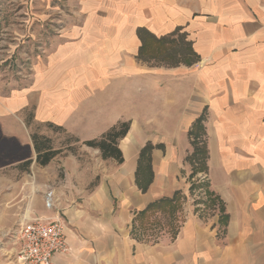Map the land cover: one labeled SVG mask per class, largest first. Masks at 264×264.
<instances>
[{"label": "crops", "instance_id": "crops-1", "mask_svg": "<svg viewBox=\"0 0 264 264\" xmlns=\"http://www.w3.org/2000/svg\"><path fill=\"white\" fill-rule=\"evenodd\" d=\"M66 14L32 83L0 90V132L31 145L36 128H61L82 144L130 128L117 142L122 163L98 150L93 164L78 152L53 159L60 177L44 192L54 208L39 203L33 217L65 223L70 253L55 264H264V0H77ZM138 30L181 37L191 64L144 60ZM203 114L201 175L224 222L219 207L187 201L189 134ZM178 192L176 234L141 240L138 214ZM15 245L0 264H15Z\"/></svg>", "mask_w": 264, "mask_h": 264}, {"label": "rangeland", "instance_id": "rangeland-1", "mask_svg": "<svg viewBox=\"0 0 264 264\" xmlns=\"http://www.w3.org/2000/svg\"><path fill=\"white\" fill-rule=\"evenodd\" d=\"M76 5L77 0H0V90L8 92L32 83L40 60L43 61L52 48V39L61 31L60 23L68 21L66 11ZM176 41L178 48L185 54L186 44L183 39L178 37ZM33 132L50 139L53 149L61 153H79L81 159L90 161V164L100 157V154H94L96 149L92 148L90 157L79 152L85 149L82 144L62 131L41 126ZM31 157L33 162L28 171L18 168L14 160H4L0 164V259L5 260L10 254L13 255V249H17L14 235L20 221L33 217L39 203L44 205V185L52 184L56 175L60 177L61 170L55 160L47 167H40L35 163L33 152ZM203 181L204 177L200 174L196 175L192 183L203 184ZM197 192L204 191H192L193 196L187 197L192 209L203 208H195L194 201H199L201 197ZM207 210V214H212L211 210ZM182 214L180 212L178 216L177 213L173 219L160 213L147 216L142 227L137 228V236L151 243L158 242L165 235L171 239L183 218Z\"/></svg>", "mask_w": 264, "mask_h": 264}, {"label": "trees", "instance_id": "trees-1", "mask_svg": "<svg viewBox=\"0 0 264 264\" xmlns=\"http://www.w3.org/2000/svg\"><path fill=\"white\" fill-rule=\"evenodd\" d=\"M138 37L142 42L139 56L144 60H155L159 62H167L172 60V66H176L180 63L190 65L192 62L188 57L190 55L189 47L186 46V52L184 56H181L183 53L178 51L177 48L179 47V44L174 39L156 40L144 30H138ZM203 122L204 114L195 122L192 131L189 134L193 137V153L186 160L191 166L190 179L194 178L197 174L205 173L207 170V151L205 143L202 140V136L204 135ZM129 128V123H119L98 139L83 142L82 145L98 150L102 159L112 158L118 163H122V155L117 148V142L127 135ZM52 129L57 131L62 130L61 128L54 127ZM31 142V145H21L16 141V139L6 138L0 132V164L4 162V160H14L17 161L18 164L16 166L18 168H20L22 171H28L33 162L31 157L32 152L35 155V163L40 167H46L55 157L61 154L60 150H55L52 148L51 141L48 138L33 134L31 136ZM199 145H201V147H198ZM151 149L152 147L147 145L142 150L140 159H144L149 162V153ZM195 164L197 166H195ZM199 190L204 191L206 200L203 201L201 198L199 201H194V204L203 205L205 209L209 210H214L216 207H219L220 213L222 214L220 221L224 222L226 218L223 215L224 211L221 203L217 197H215L208 190V185L206 183H192L189 189L190 193H192V191L194 192ZM183 200H185V198L181 195V193L178 192L175 193L171 199H162L150 204L144 211L138 214L137 219L139 221V226L142 227V225L146 222L145 219L147 216H153L156 213L166 215L172 219L175 218V215L182 209Z\"/></svg>", "mask_w": 264, "mask_h": 264}, {"label": "built area", "instance_id": "built-area-1", "mask_svg": "<svg viewBox=\"0 0 264 264\" xmlns=\"http://www.w3.org/2000/svg\"><path fill=\"white\" fill-rule=\"evenodd\" d=\"M54 203V193L48 190L44 195V206L53 209ZM64 233L65 223L61 218H23L14 235L19 245L15 264H55L56 257L70 253Z\"/></svg>", "mask_w": 264, "mask_h": 264}]
</instances>
